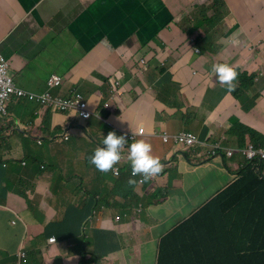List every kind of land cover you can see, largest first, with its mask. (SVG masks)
I'll use <instances>...</instances> for the list:
<instances>
[{"label": "crops", "instance_id": "obj_1", "mask_svg": "<svg viewBox=\"0 0 264 264\" xmlns=\"http://www.w3.org/2000/svg\"><path fill=\"white\" fill-rule=\"evenodd\" d=\"M224 2L231 15L213 23L222 0H0V51L19 86L39 91L58 74L52 93L79 89L93 107L109 102L86 129L73 112L31 99L12 106L7 126H17L0 136V151L8 141L9 153L0 167V264H155L159 238L187 217L176 218L192 200L187 185L206 207L202 240L218 254L263 249L256 233L264 230V187L232 189L242 158L208 150L216 141L231 148L247 140L227 133L238 121L264 142V0ZM216 62L239 70L234 90L217 82ZM113 79L121 88L111 99L104 86ZM149 126L171 135L190 130L201 144L187 150L152 141V154L166 162L150 183L152 196L149 185L137 190L128 176L88 160L109 131ZM168 189L167 199L153 200ZM219 191L227 194L208 203ZM172 195L181 196L173 206ZM139 206L141 221L133 213Z\"/></svg>", "mask_w": 264, "mask_h": 264}, {"label": "clouds", "instance_id": "obj_2", "mask_svg": "<svg viewBox=\"0 0 264 264\" xmlns=\"http://www.w3.org/2000/svg\"><path fill=\"white\" fill-rule=\"evenodd\" d=\"M222 1H223V12L220 10L215 11L214 15L209 17V19L213 23L215 21L223 20L224 17L227 19L231 15L225 5L224 0ZM261 40H259V43H257L255 46H252L251 48L257 49V47L262 44ZM260 50H264V47H261ZM195 51L200 52L201 49L196 48ZM0 55H1V61L5 64L6 75L11 79L12 86L22 89L25 92V95H18L16 93H13L5 97L3 100L4 112H0V119H2V122H0V136L4 137L2 140L8 138L10 134V128L12 127L14 128L17 126L16 124H13V123H9L11 127L7 126V123H8L7 119L9 118V114H10L7 110L8 104L12 102L14 99H17V100L31 99L36 102H39L41 105L51 107L53 111L73 112L72 117L74 119L79 118V126L81 129L88 128L89 122H92L95 119V117L101 118L102 111L106 107L109 106V102H106L104 104H101L99 102L98 104H96L95 107H93V102L90 101V99L86 97L79 89L78 90L71 89L69 92V95L67 96H62V95L52 93L53 87L62 83V77L58 74H50L47 77L46 82H44L45 87L42 90L37 91L34 89L21 87L15 81V78H14L15 75L10 66L8 56L3 54L1 51H0ZM10 71H12L13 74ZM210 71L215 75V78L217 82L219 83V85L228 91L235 89L236 83H238V80L241 75L237 67L234 68L232 65H230L227 62L214 63L211 66ZM108 86H109L110 98L112 99L113 97L116 96L117 92L121 88L120 79H113L111 81L106 82L104 86V90H108L107 89ZM238 124L246 129L253 130L252 127H249L241 123L240 121H238ZM20 126L24 128V125H20ZM155 128L156 126H149L146 128V130L144 129L143 131L139 133L125 132L123 134H117L114 131H109L106 135H103V140L101 142V145L94 149V151L89 155L88 160L91 164L94 165V167L98 171L108 172L110 170L114 175L121 176V177L123 173H125L122 170V166L123 167L125 166L126 174L124 175L128 176L129 184L135 183L137 190H139V188L143 189L144 187H147L149 185L150 188L148 190H150L152 187V184L150 183L156 180L157 177H160L165 173L166 169L163 172H161V164H166V162L165 160L160 161L159 157L152 154V141L148 142L144 139H149L151 137H156L159 139L162 138L164 142H172L176 144L177 146L183 147L187 150H192L198 145H201L199 141V137H197V135L190 130H182L178 133L171 135L167 133V131L164 129L153 131ZM148 131H153V132L149 133ZM229 131H231L232 133L242 134L244 138H248V139L244 140L241 143H238L237 146H234L231 148H225L219 141L213 142L211 144V148L208 150L209 156H219V154H221L222 158H224L225 156H229L230 158H232L233 156H240L242 158L243 162L241 164V169H240L241 174L234 180V182H232L231 186H229L232 189L242 188L243 186H245L246 188H250L251 186L250 184H252V182L257 184L256 185L257 187H261V186L264 187V183H261L262 180L264 181V142H255L251 140L249 138L250 133L246 130L245 131L235 130V124L232 125L230 129L227 131L228 135H229ZM66 132L67 130L62 133H66ZM186 133H192L193 135H195L196 139L193 143L188 144L182 141V137ZM139 138H144V139H139ZM7 142L2 144L1 150ZM257 144H260V145H257ZM223 151H225L224 154L222 153ZM194 154H197V153H194ZM21 163L25 164L26 161H22ZM32 164L33 166H36L35 163H32ZM5 165H6V160L0 159V167L5 166ZM170 167H173V166L170 165ZM249 167L253 170V174H249L248 176H252V177H248V176L245 177L244 171L247 170ZM167 168H169V166ZM141 178L143 179L142 181H140ZM148 190H145V191H148ZM223 192L224 191H219L218 193L215 194V196L222 197L225 194H227L226 192L225 193ZM11 193L16 195V190H12ZM151 194H152V189H151ZM160 194L161 195H158V197L156 198V200L154 199V201L159 203V201L161 202L167 199V197H169V189L166 195H165V192H162V191ZM26 195H28V193ZM160 196H163V197L160 199ZM172 200H173V195H172ZM243 202H244L243 198L236 200L237 204L243 205ZM247 202H248V199L245 198V203ZM231 203H233V201H231ZM203 206L204 205L202 204L198 206L197 208L199 209L200 207H203ZM141 211H142V207L139 206V208L137 210H134L133 212L135 217L138 219V221H141V218L139 215ZM263 217H264V210L262 208L261 218ZM172 229L173 227L170 230ZM170 230H168L164 235H166ZM256 234L262 240V244H263L264 243V232L256 233ZM164 235H162L158 240L157 257H156L155 264H161V261L159 258L162 257L164 247L161 248L160 242ZM56 239L57 238L55 236H52L49 238V242L54 243ZM259 248H263V246L261 245V247ZM263 250L264 248L243 251V253H245L243 255L247 257L248 259H254L257 254H263L264 253ZM25 256H26V253L22 252L19 255V258H23ZM5 264H9V263L7 262ZM223 264H231V263L230 261H226Z\"/></svg>", "mask_w": 264, "mask_h": 264}, {"label": "trees", "instance_id": "obj_3", "mask_svg": "<svg viewBox=\"0 0 264 264\" xmlns=\"http://www.w3.org/2000/svg\"><path fill=\"white\" fill-rule=\"evenodd\" d=\"M247 76V74H243L242 79ZM232 121L234 122V118ZM235 130L252 132V130L246 129L238 123H235ZM231 133L229 131V134ZM122 170L125 172L122 175L124 176L126 174L125 166H122ZM249 174H253L250 167L244 171V176L246 177ZM261 183H264V181L262 180ZM221 198V196H215L208 203L219 202ZM205 210V206L197 208L190 216L177 223L172 230L162 237L160 245L161 248L164 247V250L162 257L159 258L161 264H223L226 261H230L231 264H264V253L257 254L254 259H248L244 255H235L230 258L218 254L210 243L203 241L202 230ZM262 232L264 230L257 233ZM262 246L264 248V243Z\"/></svg>", "mask_w": 264, "mask_h": 264}, {"label": "rangeland", "instance_id": "obj_4", "mask_svg": "<svg viewBox=\"0 0 264 264\" xmlns=\"http://www.w3.org/2000/svg\"><path fill=\"white\" fill-rule=\"evenodd\" d=\"M12 74H13V72L12 71H10ZM15 75V74H14ZM18 100L17 99H14L12 102H10L9 104H8V108H7V110H8V112L10 113V110H11V108H12V106L17 102ZM16 136H10V142L12 143L13 142V140H14V138H15ZM139 139H144V138H139ZM144 140H146V141H158L159 140V138H156V137H153V138H149V139H144ZM3 152V153H2ZM5 152V148L3 147L2 148V150L0 151V159H3V156H5V155H8L9 153H4ZM12 157H13V159L14 160H16V161H20V159H22L23 157L19 154V153H17L16 151H14L13 153H12ZM188 178V176H186L185 177V180ZM187 190H188V192H190L191 194H192V200H191V202L186 206V208L181 212V213H179V214H177L176 215V218H178V217H180V215H184L185 217L186 216H188L189 214H190V211L193 209V211L198 207L197 205H198V203H199V199H200V194H196L195 192H193V189L191 188V186H188L187 185ZM151 196H152V194H151ZM180 198H181V196L179 195V196H177L176 198H174L172 201H171V205L173 206L174 204H176V202H179V200H180ZM152 199H153V197H152ZM154 200V199H153ZM196 206V207H195Z\"/></svg>", "mask_w": 264, "mask_h": 264}, {"label": "built area", "instance_id": "obj_5", "mask_svg": "<svg viewBox=\"0 0 264 264\" xmlns=\"http://www.w3.org/2000/svg\"><path fill=\"white\" fill-rule=\"evenodd\" d=\"M13 93H16L18 95H25V92L22 89L12 86L11 79L6 75L5 64L1 61V55H0V112H4V104H3L4 98ZM195 139H196L195 135H193L192 133H186L182 137V141L188 144L193 143ZM142 180L143 179L141 178L140 181Z\"/></svg>", "mask_w": 264, "mask_h": 264}]
</instances>
